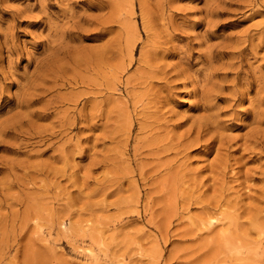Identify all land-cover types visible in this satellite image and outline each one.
Instances as JSON below:
<instances>
[{"label": "rangeland", "instance_id": "374dc122", "mask_svg": "<svg viewBox=\"0 0 264 264\" xmlns=\"http://www.w3.org/2000/svg\"><path fill=\"white\" fill-rule=\"evenodd\" d=\"M0 264H264V0H0Z\"/></svg>", "mask_w": 264, "mask_h": 264}, {"label": "bare ground", "instance_id": "6f19581e", "mask_svg": "<svg viewBox=\"0 0 264 264\" xmlns=\"http://www.w3.org/2000/svg\"><path fill=\"white\" fill-rule=\"evenodd\" d=\"M198 133H199V132H198ZM198 135H199V134H198ZM208 219H209V218H208ZM211 220H212V219H210V220H208V221H206V222H203V225H206V226H208V227L211 226V225H212V224H211ZM61 225H62V224H61ZM206 226H205V227H206ZM80 233H81V232H80ZM232 242H233V241H232ZM230 244H231V243H230ZM227 246H228V245H227ZM79 247H80V246H79ZM90 253H91V252H90ZM91 254H92V253H91Z\"/></svg>", "mask_w": 264, "mask_h": 264}]
</instances>
